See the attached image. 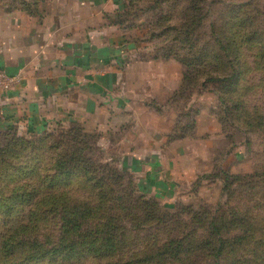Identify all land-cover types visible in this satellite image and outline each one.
Segmentation results:
<instances>
[{
  "label": "rangeland",
  "instance_id": "obj_1",
  "mask_svg": "<svg viewBox=\"0 0 264 264\" xmlns=\"http://www.w3.org/2000/svg\"><path fill=\"white\" fill-rule=\"evenodd\" d=\"M134 2L143 56L182 64L181 85L147 105L160 116L101 131L0 119V264H214L219 239L220 264H264V0ZM55 153L79 157L73 175Z\"/></svg>",
  "mask_w": 264,
  "mask_h": 264
},
{
  "label": "crops",
  "instance_id": "obj_2",
  "mask_svg": "<svg viewBox=\"0 0 264 264\" xmlns=\"http://www.w3.org/2000/svg\"><path fill=\"white\" fill-rule=\"evenodd\" d=\"M26 1L32 10H0V71L22 77L0 95L5 125L38 133L78 122L95 132L106 118L113 125L125 116H160L147 105L176 92L183 66L143 56L148 25L146 16L132 21V0ZM122 54L127 60L119 64ZM154 118L146 131L164 132ZM208 134L216 135L213 126L201 133Z\"/></svg>",
  "mask_w": 264,
  "mask_h": 264
},
{
  "label": "trees",
  "instance_id": "obj_3",
  "mask_svg": "<svg viewBox=\"0 0 264 264\" xmlns=\"http://www.w3.org/2000/svg\"><path fill=\"white\" fill-rule=\"evenodd\" d=\"M135 2H134V0L133 1H131V6L134 4ZM27 10H32V9H29V7H27ZM176 32V31H175ZM182 48H180V50H181ZM174 57V59H176V58H178L177 57V55H175V56H173ZM155 59H157L156 57H155ZM190 66H192V65H190ZM207 82H215V79H210V80H208ZM60 126H62V124L61 123H57V124H47L46 126H45V128H46V132H45V134L44 135H46V137H49V136H52V135H50V134H52V133H54L56 130V128H58V127H60ZM48 129V130H47ZM59 148H57V147H54L53 148V150H58ZM55 155H56V162H55V170H56V172L58 173V175H60L61 177H63V178H68L69 176H71V175H73V172H72V169H77L78 167H76V168H69L70 166L72 167V166H77V163L78 162H80L81 160L79 159V157L78 156H75V155H72V157L71 158H66V156H64V157H62L61 155H59V154H56L55 153ZM83 162V161H82ZM68 165H70V166H68ZM123 173L125 172V171H122ZM84 173H85V171H84ZM85 175H87V174H85ZM53 182V181H52ZM51 182V183H52ZM27 185L25 184L24 185V187H26ZM50 191L51 190H53V188L52 187H50V186H48L47 187ZM219 242L221 243V246H220V249H219V253L218 254H216V255H214L213 256V258L215 257V259H214V264H220V262H221V258H222V256H223V254H224V250H225V248H226V244H224L223 242H222V239H219Z\"/></svg>",
  "mask_w": 264,
  "mask_h": 264
},
{
  "label": "built area",
  "instance_id": "obj_4",
  "mask_svg": "<svg viewBox=\"0 0 264 264\" xmlns=\"http://www.w3.org/2000/svg\"><path fill=\"white\" fill-rule=\"evenodd\" d=\"M21 82V76H11L4 71H0V95L11 92Z\"/></svg>",
  "mask_w": 264,
  "mask_h": 264
}]
</instances>
